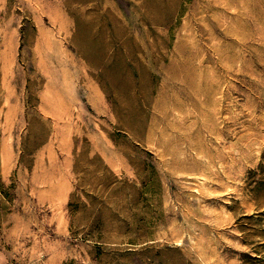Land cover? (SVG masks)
I'll list each match as a JSON object with an SVG mask.
<instances>
[{"label":"rangeland","instance_id":"obj_1","mask_svg":"<svg viewBox=\"0 0 264 264\" xmlns=\"http://www.w3.org/2000/svg\"><path fill=\"white\" fill-rule=\"evenodd\" d=\"M0 264H264V0H0Z\"/></svg>","mask_w":264,"mask_h":264},{"label":"bare ground","instance_id":"obj_2","mask_svg":"<svg viewBox=\"0 0 264 264\" xmlns=\"http://www.w3.org/2000/svg\"><path fill=\"white\" fill-rule=\"evenodd\" d=\"M61 14H62V13H61ZM63 21H64V20H63ZM58 24H59V23H58ZM61 24H62V23H61ZM63 25L66 26L65 24H63ZM63 25H62V26H63ZM62 26H61V27H62ZM41 46H42V45H41ZM41 48H43V47H41Z\"/></svg>","mask_w":264,"mask_h":264}]
</instances>
